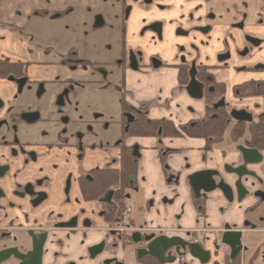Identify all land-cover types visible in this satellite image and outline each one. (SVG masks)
I'll return each mask as SVG.
<instances>
[{
    "label": "flooded vegetation",
    "instance_id": "obj_1",
    "mask_svg": "<svg viewBox=\"0 0 264 264\" xmlns=\"http://www.w3.org/2000/svg\"><path fill=\"white\" fill-rule=\"evenodd\" d=\"M128 10L129 8L125 11V18L128 16ZM233 12L236 20L229 25L231 30L228 33V39L231 40V43L225 41L222 52L224 54L218 57V62L223 65L225 62H233L234 59V61L240 59L239 62L250 60L248 66L236 69V74L245 73L250 79L238 84L234 89L238 98H255L256 102L242 106L231 107L227 103L224 83L216 82L208 74L205 66H196L194 62L188 63L182 60L176 65L168 66V68L173 69V77L169 76V72L163 75V65L159 59L153 57L145 62L140 52H128L123 39L117 51L113 47L107 49L105 47L108 41L105 39L106 34L96 37L90 35L88 40L86 39L84 42L81 33L68 26L54 27L49 25L48 29L42 28L40 30L45 34V40L49 39V45H61L64 42L70 44L68 47L59 50L57 54L54 53L61 59L55 64L51 63V66L57 64L56 67L60 71L55 76L60 79L55 80L53 78L43 82L38 80L37 73L28 70V62L0 58V63H7L12 67L11 71L5 74L3 66L0 64V264H45L47 258L56 256L54 246L61 242L60 240L50 242L49 238L52 233L63 230L76 231V228L81 224H86L83 228L89 229L94 223L91 220L94 219L90 216L91 212L86 214L84 210L73 211L65 207L71 202L69 191L74 172L68 169L69 160L59 153L69 145L70 139L74 140L73 145L77 146L79 143L76 137L79 134L75 132L76 126L69 124V121H73L69 119V115L75 113V96L80 93L85 85L94 89H109L119 96L117 101L120 110L118 119L120 130L116 144L120 149L119 154L116 157H110L109 161L101 168L80 169L76 173L82 198L90 201L92 205L97 204L99 206L98 214L104 220L106 235L114 238L115 242H121L128 247L133 246L135 256L139 259L138 262H143L149 258L147 264H202L200 259L190 255L189 249L192 248V245H196L204 252H208L200 244V241L203 240L202 234H206L205 229L177 226L147 227L132 224L131 204H127L126 201L132 192L131 190L134 189L131 178L136 175L139 160L129 142L138 137L158 136L160 126L162 129L160 136H174L172 121H175V114L179 105L175 102L177 99L192 114L198 113L196 111L197 106L199 110L201 109L200 117L190 118L189 124L184 125L186 128L192 130L202 123L217 120L221 115H224L226 130L229 132L231 141L233 140L230 131L234 126H246L237 138L241 137L245 131L250 136L248 142L236 144V147L256 148L250 144V127L257 129V126L264 131V79H253V75L264 74V0H239ZM98 17L100 18V16ZM95 20L92 25L94 30L104 26L100 18L101 24L95 27ZM148 26H152V29L144 30ZM194 29L206 34L210 27H195ZM147 30L155 31L157 37L161 39V23L148 24L142 28L140 33L143 34ZM234 31L238 33L234 34ZM188 32V30L178 29L175 34L187 36ZM75 34H77V38H74ZM235 35L236 38H234ZM123 36L125 38V29H123ZM31 38L32 36L29 39ZM42 38L39 37L35 41L39 43ZM94 44L98 47L96 50L93 49ZM34 47L40 50L41 55L44 49L52 50V47L46 46L45 43L43 46ZM59 53H63V55L60 56ZM117 53L119 58H113V56L116 57ZM13 62L21 63V65H12ZM155 75L160 76L158 79L155 77L159 86L164 84L163 79L167 76V80H173L175 85H171L168 90L169 100L167 98L165 101L158 99L147 102L136 99L134 92L143 89L144 86H139L132 92L131 87L134 84L132 82L135 81L136 85H140L141 80L146 81L147 78ZM47 83L50 88L49 92H46ZM195 85H200L199 93H195L198 95L197 98L192 97L189 93V90L195 91ZM246 85H252L255 89L254 93H249V87L246 88ZM237 112L238 116L234 118L236 114L232 116V113ZM244 119L250 120L240 121ZM164 122L169 124L170 132L165 130ZM142 123L147 126L144 127ZM152 123L156 124L153 129L149 127ZM192 136L204 139L203 136ZM237 141L233 143H237ZM210 147L211 145L206 146L205 149ZM236 147L235 161L231 163L232 165H226V173H229L230 181L229 178L224 177L225 182L233 189L230 192L232 202H234L233 200L236 201L238 196V192L234 188L237 176L236 173L232 172V169L243 164ZM258 150H260L258 152L261 157L259 163L246 165L245 169L239 170V172H249L246 177H252L260 184L261 188L250 191L242 185V178L245 176L240 179L241 194H244L240 201L251 196L254 198V202L246 210L240 228L233 224H227L231 231L240 232L241 248L235 257H239L238 264L241 262V255L245 254L246 251V248L243 247L242 238L245 234L259 231L256 229V222L253 223L250 220V216L264 202V182L251 172L252 166H261L264 163L262 153L264 148H258ZM122 156L127 157L131 164L135 165V175L125 178L122 186L124 188L122 197L124 198H120L122 206L117 214H113L110 213L111 208L113 210L116 208V201L113 198H115L116 193L122 192L119 185L109 187L102 194L90 200L83 197L81 189L85 183H90L94 179L92 170L119 169ZM158 158L161 162L162 158L159 154ZM52 159L57 162L55 166L57 169L60 167L63 171L66 170L62 183L63 197L57 196L55 198L58 205L65 209L62 213L50 210L44 216L39 210L40 206L54 200L52 198L57 188L61 190L59 182L54 185L56 181H59L60 173L57 170L51 171L49 169V162ZM162 168L166 174L168 169L163 164ZM204 172H191L186 177L194 198L193 204L198 203L201 206H198L199 212L203 210V204L208 201L211 194L219 191L218 189L209 192L204 191V189L192 190V188H196L194 185L201 184L202 180L198 176ZM214 172L216 171H213V174ZM166 175L168 182L170 178L174 180L173 183L177 180V173L176 176L172 177H170L171 174ZM222 177L219 179L217 177L218 182ZM224 199L228 200L225 197ZM28 214L33 220L31 223ZM41 219L45 220V224L42 223ZM74 223L76 224L75 227L61 226V224ZM222 232L221 230L219 233L220 242H217L218 246L223 244L221 241ZM135 234L138 235L136 240H134ZM155 239H158V242L152 244ZM262 243L251 253L249 262L255 258L254 264H264V241ZM115 246V244H107L105 239H101L86 248V256L89 260H98L99 264H125L123 260H118L113 256ZM228 255L230 261L235 259H230L229 248ZM210 256L211 252H208V261ZM51 257L48 264H56L55 258ZM150 259H152L151 262ZM64 264L76 263L66 261Z\"/></svg>",
    "mask_w": 264,
    "mask_h": 264
},
{
    "label": "rangeland",
    "instance_id": "obj_2",
    "mask_svg": "<svg viewBox=\"0 0 264 264\" xmlns=\"http://www.w3.org/2000/svg\"><path fill=\"white\" fill-rule=\"evenodd\" d=\"M238 1L124 0V4L119 7L108 5V7H116L118 12L113 9L108 10V7L91 8L92 14L95 13V10L102 11L105 14L104 20L108 24L100 29L94 30L92 28L93 20L90 17H87L83 29L73 24H65L77 23L74 16L69 19L64 17L61 21H55L53 23L63 21V24H57L59 26L54 27L68 26L78 30L84 42H86V39L88 40L90 35L96 37L97 35L106 34L107 37L105 39L108 41L105 47L107 49L113 47L117 51L124 40L128 52H140L145 62H148L153 57L159 59L163 65V75H166L168 72L173 73V69L168 68V66L176 65L182 62V60L188 63L194 62L196 66H205L204 68L208 74L216 82L224 83L225 99L231 107H235L252 104L254 101L256 102L255 98H238L235 95L234 89L238 84L250 79L247 78L248 75L245 73L239 72L236 74V69L242 66H248L250 60L239 62L238 60L240 59L236 61L234 59L233 62H225L223 65L218 62V57L224 54L222 52L225 41L231 43V40L228 39V33L231 30L229 25L236 20L233 10ZM128 8V16L125 18V11ZM96 15L94 14V17ZM35 22L36 20H33V26ZM151 23H161V39L152 30H147L143 34L140 33L144 26ZM205 26L210 27L209 32L206 34L194 29L195 27ZM48 28L43 29L46 30ZM123 29H125V38L123 36ZM178 29L182 31L188 30V35L182 36L175 34ZM9 30H0V55L10 61L19 60L28 62V70L37 73L38 80L46 82L53 78L55 80L60 79L55 76L60 71L56 67L57 64L51 66V63L55 64L61 58H58L53 53L51 55L52 57L46 60L40 53H37L38 49L34 46H43L45 43L46 46L52 47V50L57 54L59 50H62L63 47H68L70 44L64 42L61 45H49V39L47 41L45 40V34L40 31V28L36 31L32 29L24 32ZM233 33L236 34L238 32L234 31ZM33 35L34 38L29 39ZM75 35L74 38H77V34ZM39 37H43L44 41L37 43L35 39ZM234 38H236V35ZM3 39L4 41H2ZM97 48L96 45L93 46L94 50ZM27 49H33L35 51L34 55L30 57L24 56ZM9 51L12 56H8ZM19 52L20 54L17 56ZM113 58H119L118 53ZM253 76V79H264V74ZM48 86L47 83L46 92L50 91ZM118 98L119 96L109 89H94L85 85L80 93L75 96V113L69 115V119L73 120L69 121V124H74L76 126L75 132L79 134V136H76L79 143L77 146L73 145L74 140L70 139L69 145L59 151L63 157L69 160V171L74 172L71 189L69 191L71 202L70 204H66L65 207L73 211L77 209L84 210L86 214L91 212L90 216L94 217V219L100 218L98 206L97 204L92 205L90 201L82 198L76 173L80 169L89 170L101 168L109 161L110 157H116L119 154L120 149L116 145L120 130V124L118 122L120 116ZM65 114L68 115V113ZM247 138L248 133L245 131L244 135L238 139L237 144L246 143ZM225 147L227 152L235 151L236 147L230 142L228 130L225 131L223 144L219 148L223 149ZM56 164L55 159L50 160L49 169L51 171L57 170L60 173L61 177L54 185L59 182L61 184V190L57 188L52 198L54 200L40 206L39 209L44 215L50 210L62 213L65 209L58 205L55 198L57 196L63 197L62 183L66 170L63 171L60 167L57 169L55 167ZM255 216L256 229H264V206L259 207ZM202 238L203 240L200 241L201 246L204 245L205 247L207 243V248H211V258L206 264H223L222 254H227L228 248L224 244L217 245V242H220V234H202ZM263 241L264 233L262 232H253L244 235L242 238L243 247L246 248L244 264H246L247 258L254 249L260 244H263ZM205 251L208 250L205 249Z\"/></svg>",
    "mask_w": 264,
    "mask_h": 264
},
{
    "label": "crops",
    "instance_id": "obj_3",
    "mask_svg": "<svg viewBox=\"0 0 264 264\" xmlns=\"http://www.w3.org/2000/svg\"><path fill=\"white\" fill-rule=\"evenodd\" d=\"M123 4L124 0H0V30L10 29L9 31L24 32L33 29V31H36L49 25L59 26L57 24H63V21L59 23L53 22L61 21L64 17L69 19L73 16L77 23L65 24H73L83 29L87 17L92 18L94 23L97 16H100L103 24L107 25L108 23L104 20L105 14L98 10H95V13L92 14L91 8H104L108 7V5L119 7ZM113 6H109L108 10L113 9L118 12L117 8ZM94 14L97 15L94 17ZM33 20H36L34 26ZM31 26L33 27L30 28ZM33 38L34 35L31 39ZM42 41H44L43 38ZM34 53L33 49H27L24 56L30 57ZM37 53L39 54L40 50ZM53 53L55 52L52 50L44 49L42 55L43 58L48 60ZM19 54L20 52L17 56ZM58 55L61 56L63 53ZM8 56H12L10 51ZM0 58L5 59L2 55H0ZM169 73V76L173 77V73ZM155 77L158 79L160 76L155 75L147 78L146 81L141 80L140 85H136L135 81L132 82L134 83L131 87L132 92L139 86H144L142 87L143 89L134 92L136 99L147 102H153L158 99L165 101L167 98L169 100L168 90L171 85H175L173 80H167V76L163 79L164 84L159 86ZM174 98L171 101L172 103ZM175 102L179 105L175 114V121H172L174 124V136H160L162 130L160 126L158 136L138 137L129 142L139 160L136 175L131 178L134 189L131 190L130 194L132 195H128L126 201L127 204H131L132 212L130 216L132 224L134 226L147 227L177 226L182 228H201L206 230V234H219L221 230L223 231L224 224H233L240 228L246 210L252 206L254 198L249 196L242 201L237 198L236 201L233 200L234 202H232V200L224 199L221 191H215L208 198V201L203 204V210L199 212L198 206H201L198 203L193 204L194 198L186 178L191 172L216 171L221 174L220 176H213L216 182L221 176L226 179L229 178L228 180L230 181V176L225 172L224 166L232 165L231 163L235 161V151L227 152L226 147L223 149L219 148L223 144L224 135L221 142L213 143L206 150V140L204 142V139L192 136L189 128L184 126L189 124L190 118H199L201 109L199 110L197 106L196 111L198 113L195 115L188 112L181 105V101L175 99ZM243 128H246V126L244 125ZM256 128L258 131L264 132L261 128L257 126ZM239 138H233V141L230 140V142L236 146L237 143L233 142H236ZM249 139L250 136L248 134L246 142ZM251 149L260 152L257 147ZM262 153L264 155V151ZM158 154L161 158L165 155L161 162ZM162 164L168 169L166 174H171L170 177L176 176V173L178 174L175 183H173L174 180L171 178L169 182L166 180L167 175L163 171ZM251 172L255 173L264 182V163L261 166H252ZM242 185L246 186L250 191L261 188L260 184L250 176L242 178ZM262 206H264V202L259 205V207ZM255 215L256 211L250 216V220L253 223L256 222ZM28 216L30 223L33 222L31 215L28 214ZM91 220L94 223L91 224L89 229L83 228L86 224H81L76 228V231L63 230L50 235V242L61 241L54 246L56 256H50L55 258L56 264H64L66 261L75 262L76 264H99L98 260L92 261L87 258L86 248L101 239H105L107 244L116 245L113 256L118 260H123L125 264H147L149 258L143 262L137 261L139 259L135 256L133 246L128 247L121 242H115L114 238L106 235L104 231L105 223L101 217L92 218ZM41 221L45 224L44 219H41ZM263 230L259 229L258 232L264 233ZM226 247L229 248L227 245ZM203 248L211 252V248H207V243L205 247L203 245ZM228 257V253L222 254L223 264H228ZM249 257L246 260V264L249 262ZM49 258L45 260V264L50 262ZM244 258V254H242L240 264H244ZM151 261L152 259H150Z\"/></svg>",
    "mask_w": 264,
    "mask_h": 264
},
{
    "label": "trees",
    "instance_id": "obj_4",
    "mask_svg": "<svg viewBox=\"0 0 264 264\" xmlns=\"http://www.w3.org/2000/svg\"><path fill=\"white\" fill-rule=\"evenodd\" d=\"M3 66V70L5 74H8L9 71H11L12 67H10L7 63H0ZM12 65H21V63L13 62ZM9 68V69H7ZM202 71V70H201ZM246 88L249 87V93H254L255 89L252 85H246ZM143 122V121H142ZM144 127L147 125L145 123H142ZM156 126L155 123H152L149 125L151 129H153ZM164 127L166 131L170 132V127L167 122H164ZM164 129V128H163ZM227 129V125L225 122L224 115H221L217 120H211L207 121L205 123L200 124L199 126H196L192 130L189 129L191 132V135L196 136H203V138L206 140V146H210L213 143H219L223 139V135L225 133V130ZM243 131V126H234L232 128L231 132V138H237ZM251 132V145L256 146L258 148H264V132L258 131L257 129H254L253 127H250ZM232 138V139H233ZM205 146V147H206ZM94 174V179L90 183H85L82 186V194L85 199H92L98 196L99 194H102L105 190H107L109 187L119 185V189L122 190L120 193H116V196L114 201H116V208L113 210L111 208L110 213L117 214L121 209V202L120 198L123 199V185L125 182V178L128 176H134L135 175V165H132L131 162L128 160L127 157L122 156V161L120 168L117 170H112L108 168L104 169H98V170H92ZM114 217V215H112ZM239 257L235 258L234 260L230 261L228 259V264H238L239 263ZM255 261V258L253 259ZM249 262V264H254V262Z\"/></svg>",
    "mask_w": 264,
    "mask_h": 264
},
{
    "label": "water",
    "instance_id": "obj_5",
    "mask_svg": "<svg viewBox=\"0 0 264 264\" xmlns=\"http://www.w3.org/2000/svg\"><path fill=\"white\" fill-rule=\"evenodd\" d=\"M95 21H96L94 24L95 27H97L101 24L100 23L101 20L99 17L96 18ZM145 29H152V26H148V27L144 28V30ZM194 89H195L194 92L192 90H189L190 91L189 93L191 94L192 97L197 98L198 95H195V93H199L198 91H200V85L199 86L195 85ZM234 114H236V116H234ZM232 116H234V118H236L238 116V112L232 113ZM248 120H250V119H244V120H240V121H248ZM236 149L240 153L241 158H242V162H243V164L240 167L232 169V172L236 173V176H237V181H236V183H234V188H236V191L238 192L237 198H238V200H240L244 196V194H241L242 192L240 189V186H241L240 179L243 176L249 175V172H243V171L239 172V170H244L246 165L259 163V161L261 160V157L259 156V152L255 149L245 148V147H241V146H238ZM224 170H225V172H227L226 171L227 166H224ZM218 175H220L218 172H214V174H213V171H205L204 173H200L198 177H200L202 182H201V184L194 185L196 188H194V189L192 188V190L193 191H199L200 189H204V191L209 192L213 189H218L219 191H221L222 195L225 198H227L229 201L232 200L231 196H230V192L232 191V187L229 186V184L225 182L223 177L215 185L216 182H215L213 176H218ZM198 182H199V178H198ZM75 225H76L75 223L74 224H61V226H67V227H75ZM137 237H138V235L135 234L134 240H136ZM221 241L223 244H226L229 247L230 259L231 260L234 259L237 256V254L239 253L240 248H241L240 232L239 231L233 232L230 230V226L225 225L223 227ZM156 242H158V239L153 240L152 244H155ZM189 252H190V255H192L194 258L200 259V262L202 264H204L208 261V252H204L203 250H201V248L199 246L192 245V248L189 249Z\"/></svg>",
    "mask_w": 264,
    "mask_h": 264
}]
</instances>
